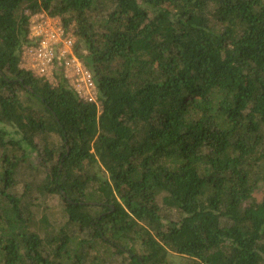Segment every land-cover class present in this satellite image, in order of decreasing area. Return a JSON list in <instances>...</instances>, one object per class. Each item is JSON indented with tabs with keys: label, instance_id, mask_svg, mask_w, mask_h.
<instances>
[{
	"label": "trees",
	"instance_id": "16d2710c",
	"mask_svg": "<svg viewBox=\"0 0 264 264\" xmlns=\"http://www.w3.org/2000/svg\"><path fill=\"white\" fill-rule=\"evenodd\" d=\"M40 12L96 103L61 65L54 82L20 66ZM98 246L264 264V0H0V264H102Z\"/></svg>",
	"mask_w": 264,
	"mask_h": 264
},
{
	"label": "built area",
	"instance_id": "2783aa9c",
	"mask_svg": "<svg viewBox=\"0 0 264 264\" xmlns=\"http://www.w3.org/2000/svg\"><path fill=\"white\" fill-rule=\"evenodd\" d=\"M39 22L29 32L33 42L25 45L21 52V67L34 75L53 80V72L61 65L66 78L73 79L76 91L83 99L96 103V89L90 72L73 53V43L68 31L60 23L39 17ZM31 21V20H30ZM34 40V41H33Z\"/></svg>",
	"mask_w": 264,
	"mask_h": 264
},
{
	"label": "rangeland",
	"instance_id": "374dc122",
	"mask_svg": "<svg viewBox=\"0 0 264 264\" xmlns=\"http://www.w3.org/2000/svg\"><path fill=\"white\" fill-rule=\"evenodd\" d=\"M39 17L45 19V18H48V15H46L43 12L31 15L30 16L31 23H33V25H35L36 22L40 21ZM50 18L55 20L58 23H61V20L58 17H50ZM68 34L70 35L71 42L74 44L75 37L71 34L70 31H68L67 35ZM73 53H74V51H73ZM20 66H21V63H20ZM67 79L69 80V83L76 89L75 82H73L74 80L73 79L71 80L69 78H67ZM50 82H54V80H51ZM34 160L36 162H39V158H35ZM18 190L19 191L21 190V183H19ZM45 195H47V194H45ZM253 195H254L255 199L259 201L262 197V192L260 191V189H256V191L253 192ZM41 201H42V205L40 204V206L43 208H47V209H55L59 203L57 195H55V194L42 197ZM157 203L161 206V215L164 218L165 217H168V219H176L177 218V214L175 213V211L167 209L166 207H163L161 205V196L157 197ZM54 212L60 213L59 209H56V211H54ZM39 213L40 212H38L37 217L40 215ZM97 248H98V250H92L91 251V255H93L95 253L97 255H99L104 261V263H102V264H118L119 263L120 259L117 256H113L110 253L106 254V253L102 252L103 249L100 250L102 248L100 246H98ZM135 248H136V244H135ZM189 260L190 259H188L187 257H185L183 255H179L178 253L173 252L171 250H168V252L166 254V264H187L189 262ZM87 262H89V261H87Z\"/></svg>",
	"mask_w": 264,
	"mask_h": 264
}]
</instances>
